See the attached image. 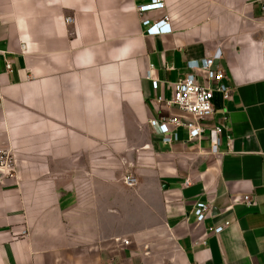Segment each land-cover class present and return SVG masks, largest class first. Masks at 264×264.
<instances>
[{
    "label": "crops",
    "instance_id": "1",
    "mask_svg": "<svg viewBox=\"0 0 264 264\" xmlns=\"http://www.w3.org/2000/svg\"><path fill=\"white\" fill-rule=\"evenodd\" d=\"M150 1L0 0V155L14 160L0 170V264H264V12L165 0L141 15ZM164 15L173 32L147 35L143 19ZM207 57L231 99L216 96L202 139L163 142L151 121L189 117L167 102Z\"/></svg>",
    "mask_w": 264,
    "mask_h": 264
},
{
    "label": "built area",
    "instance_id": "2",
    "mask_svg": "<svg viewBox=\"0 0 264 264\" xmlns=\"http://www.w3.org/2000/svg\"><path fill=\"white\" fill-rule=\"evenodd\" d=\"M264 12V0H254ZM166 7L165 0H151L149 3L138 7L139 13L144 15L155 10H163ZM145 32L150 36H160L173 32L171 19L164 15L159 19L145 17L143 19ZM191 72L183 79L175 83L174 95L168 105L179 107L189 117L179 115L163 116L161 119L151 121V126L162 136L165 143H173L180 139V130L185 128L190 139H202L207 132L202 122L210 118L215 113V99L220 94L224 100L232 97V88L228 82V77L224 69L217 64L213 57L194 60L188 63ZM11 63H7V69L11 71ZM203 80L205 82H203ZM153 86L158 88L159 81H153ZM225 124L217 125L211 130L212 152L220 154V147L225 134ZM14 160L8 153L0 155V170L12 171ZM125 183L133 186L137 183V178L132 174L125 176ZM189 184V181H187ZM244 202L249 206L256 204L255 200L246 195ZM211 206L206 203L198 204L195 214L197 221L202 223L209 216ZM231 225L230 221L215 227L214 232L219 234Z\"/></svg>",
    "mask_w": 264,
    "mask_h": 264
}]
</instances>
